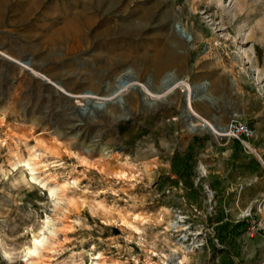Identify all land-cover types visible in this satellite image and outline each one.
<instances>
[{
  "label": "rangeland",
  "instance_id": "374dc122",
  "mask_svg": "<svg viewBox=\"0 0 264 264\" xmlns=\"http://www.w3.org/2000/svg\"><path fill=\"white\" fill-rule=\"evenodd\" d=\"M0 51L30 62L0 53V264H27L36 240L37 264H264V0H0ZM128 70L148 102L131 87L73 109ZM181 71L207 83L198 122L239 114L245 143L191 132L181 89L149 93ZM30 156L34 174L14 167Z\"/></svg>",
  "mask_w": 264,
  "mask_h": 264
},
{
  "label": "bare ground",
  "instance_id": "6f19581e",
  "mask_svg": "<svg viewBox=\"0 0 264 264\" xmlns=\"http://www.w3.org/2000/svg\"><path fill=\"white\" fill-rule=\"evenodd\" d=\"M116 0H110V3H114ZM243 2H241L240 4V7L238 8V10H236V13H235V16L237 17L240 13L243 12L244 10V7H243ZM244 6H245V3H244ZM160 8V5H154L152 8H146L144 10H142L141 12H138L137 15L135 16L134 20H133V23L132 24H129L127 26H125L123 28V31H124V34L126 35H131V36H137L139 35L141 32H142V27H143V24H142V20L145 19L148 15L149 12H151L152 10L154 9H158ZM246 8V6H245ZM225 11V10H224ZM169 12L167 10H163L162 12V23H166L168 21V17H169ZM177 25H179L178 22H174L173 24V28L176 29L177 28ZM161 27V26H160ZM167 27L168 25H164L162 26V30L166 31L167 30ZM114 30L113 29H107V32L106 34H110L112 33ZM174 40V39H173ZM171 42V41H170ZM175 44V43H174ZM173 45V44H172ZM166 50V49H165ZM168 50V49H167ZM175 50V49H174ZM164 52V51H163ZM168 52H171V51H168ZM1 54H3V56L5 57V59L9 60L11 62V65L13 66H20L19 64L23 63V61H19V60H16V59H13L12 57L8 56V55H5L3 52L0 51ZM167 53V52H166ZM175 54V53H174ZM174 54H171L169 55V58L167 59V61L165 63H160V62H156L154 65L158 66L159 68L160 67H166V68H170L174 65L175 63V57H174ZM167 55V54H166ZM12 61L16 62L17 64H13ZM130 70L126 71L122 76H125V77H131L130 73H129ZM181 75L184 77L185 74L182 73L181 71ZM136 78H131L129 80V84L128 86L125 88V89H122L118 94H116L115 96L119 95L120 93L130 89L131 87L133 88L134 86H136ZM175 81V85L168 91L166 92V94H171L173 92H175L177 89H182V88H186L187 90V93H188V104H190L191 102H193V100L191 99V94L194 93V89L191 88V83H188L186 80V78H180L179 77V74H176L175 72H169L167 73L164 78L161 80L162 83L164 84L165 82H169V81ZM233 81L231 80L230 81V86H231V83ZM56 85V84H55ZM195 87H198L200 85H202L204 88H206V85L207 83L206 82H199V83H195L194 84ZM59 87V86H58ZM55 90H57V93H60L62 92L60 89H58L56 86H55ZM59 90V91H58ZM149 90V89H148ZM204 92V89L203 91L201 92V95L199 96L198 100L201 101L202 100V93ZM65 93V92H64ZM149 93L151 94H155L153 92H151L149 90ZM94 95H84L83 98L85 100H88V98H92V99H97V100H103V101H106V100H109V99H112L114 98L115 96H111V94L109 95H105L103 98H97L98 97V94L96 93H93ZM156 96H159L157 94H155ZM99 103V102H97ZM241 118V115L239 114H235L234 115V118L231 119V120H237ZM198 122V121H197ZM198 123H201V127L197 128V126L195 125H192V124H189V130L191 132H197L198 130H200L201 132L203 133H210L212 135H215L217 136L218 134H222L223 136H230V133H229V129H227V124L228 122H224L223 124H216L217 126H220L221 128H223V133H219L216 128L214 127L213 124L211 123H203L202 122H198ZM196 124V123H195ZM23 166V167H27V168H30L32 174H34L37 170L36 168V165L37 163L35 162V158H32L30 156L29 159L25 160V159H21V158H17L16 161L14 162V167H17V166ZM32 180L36 181V178L33 176L32 177ZM51 193L53 194V191H51ZM54 233V230H52L51 234ZM43 247V241L42 240H36L34 242V248L33 249H30L28 251V260H27V264H37L38 262V258L40 257L41 255V248ZM171 264H181L180 262H173L171 261L170 262Z\"/></svg>",
  "mask_w": 264,
  "mask_h": 264
},
{
  "label": "water",
  "instance_id": "95a60500",
  "mask_svg": "<svg viewBox=\"0 0 264 264\" xmlns=\"http://www.w3.org/2000/svg\"><path fill=\"white\" fill-rule=\"evenodd\" d=\"M13 64H17L16 62L12 61ZM23 63L26 65V66H29L30 65V62L29 61H23ZM131 78H136L135 76L131 75V77H125V76H122L120 77L117 81H116V87L111 91L109 92L108 90H104L102 92H97L98 94V98H101V97H104L105 95H109L111 94V96H115L116 94H118L122 89H125L128 84H129V80ZM147 86V88L157 94V95H164L166 92H168L174 85H175V81H169V82H165L164 84L162 83V81L159 82V85L155 88H152L148 85V83L145 84ZM191 88L194 89V93L191 94V99L193 101H198V98L199 96L201 95V92L203 91L204 87L202 85L198 86V87H195L194 83H191ZM233 91L235 90V83L234 81L231 83V86H229ZM132 89H135L137 90L141 96L143 97V101L144 102H148V97H147V94L146 92L141 88V86L139 85H136L134 86ZM182 96H183V102H182V118L183 119H186L187 121L193 119L194 121H199L198 118L194 117L189 109H188V93H187V90L186 88H182ZM93 93H96L94 91H86L85 93H83V95H94ZM66 97L72 102H76L75 98L76 96H72V94H69L67 95L66 94ZM84 107L83 106H79V105H76L74 106V110L76 112H78V114L81 116V117H86L88 114H89V110L91 108L95 109V110H101L103 105L102 104H95L94 103V99L92 98H88V100H84ZM189 123H186L184 122V125H188ZM214 125V127L216 128V130L219 132V133H223V128H221L220 126H217L215 124L214 121H212V123ZM229 125H230V120L227 124V129L229 128ZM217 136H223L222 134H218ZM84 152H88L89 150L87 148H83ZM104 153V150H103V147H99L97 148V151H96V154L97 155H102Z\"/></svg>",
  "mask_w": 264,
  "mask_h": 264
},
{
  "label": "built area",
  "instance_id": "2783aa9c",
  "mask_svg": "<svg viewBox=\"0 0 264 264\" xmlns=\"http://www.w3.org/2000/svg\"><path fill=\"white\" fill-rule=\"evenodd\" d=\"M230 136L235 137L242 143H245L244 138H248L253 134L252 129L245 123L238 120H232L229 125ZM181 220V218H180Z\"/></svg>",
  "mask_w": 264,
  "mask_h": 264
}]
</instances>
